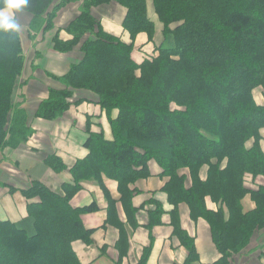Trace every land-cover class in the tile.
I'll use <instances>...</instances> for the list:
<instances>
[{
	"label": "trees",
	"instance_id": "1",
	"mask_svg": "<svg viewBox=\"0 0 264 264\" xmlns=\"http://www.w3.org/2000/svg\"><path fill=\"white\" fill-rule=\"evenodd\" d=\"M150 1L165 40L156 55L138 62L134 43L106 33L92 11L117 3L126 9L122 25L131 38L151 37ZM73 2L82 9L64 30L71 39L62 40L59 29L52 46L61 54L78 48L82 57L63 76L47 74L61 88L48 90L35 118L59 120L75 92L87 91L106 113L112 138L88 132V155L69 170L72 182L63 193L40 181L21 190L27 217L19 223L0 219V264H81L74 243H92L95 230L85 227L83 217L97 211L95 204L72 206L82 183L104 176L126 188L151 175V161L169 179V201L187 204L194 219L210 225L220 253L214 264L251 257L254 236L264 232V185L246 186L248 176L264 178V105L255 97L259 90L264 94V0H29L21 9L32 15L30 32L38 35L53 31L60 11ZM24 67L20 32L0 30V155L34 136L24 97H16L25 84ZM45 163L57 174L67 170L57 155ZM247 196L256 206L248 212ZM208 199L216 211L208 209ZM175 225L189 254L184 264H197L194 240ZM149 252L139 264H149Z\"/></svg>",
	"mask_w": 264,
	"mask_h": 264
},
{
	"label": "crops",
	"instance_id": "2",
	"mask_svg": "<svg viewBox=\"0 0 264 264\" xmlns=\"http://www.w3.org/2000/svg\"><path fill=\"white\" fill-rule=\"evenodd\" d=\"M81 9V3H70L60 11L55 21V29L38 35L30 32L32 15L22 9L15 13L14 19L20 25L18 31L25 54V67L20 80L25 84L18 89L16 97L17 101L22 100L19 97H24V107L34 136L26 145L17 150L6 149L0 155V164H3L2 161L10 162L6 163L8 165L0 175L6 177L8 171H18V175L23 176L26 182L23 187L15 186L18 191L12 194L2 187L7 184L0 181L2 220L19 223L27 217L28 202L21 194V189H24L27 183L40 181L54 192L63 193V185L72 182L69 170L78 160L88 155L84 147L88 132L103 131L107 139L112 138L106 113L97 104V97L87 91L75 92L71 101L73 105L59 120L51 122L35 118L40 103L48 99V90L61 88L60 84L50 79L47 74L63 76L82 57L78 48L71 53L61 54L54 51L52 46V39L59 29L63 30L60 35L62 40L71 39L64 30L79 16ZM147 11L154 23V35L150 37L142 33L134 39L123 29L126 9L122 6L111 3L94 8L92 12L102 23L106 33L120 38L124 43H134L133 58L141 62L146 57L156 55L165 40L164 26L155 13L152 1L148 2ZM255 97L258 104L264 105L262 91H257ZM116 115L114 113L113 117ZM92 119H96L97 123H93ZM260 135V145L264 151V129ZM48 155L59 156L67 170L56 174L45 163ZM149 170V177L139 179L126 188H120L116 181L104 176L82 183V189L71 202L72 206L85 207L95 204L97 211L83 217L85 227L95 230L92 243H74V250L81 264H139L144 251L148 249L149 264H184L189 254L176 234L175 224L194 240L199 254L197 264H214L220 259L208 222L202 218L194 219L187 204L182 203L176 207L169 201L164 190L169 179L161 175V169L155 161L149 163ZM181 174L186 175V186L190 187L192 182L188 171ZM201 178L205 180L206 169H203ZM260 185H264L262 177L255 181L251 178L249 184L246 182V186L252 190ZM243 206L246 212L256 207L250 196L244 199ZM207 207L214 211L218 209L209 199ZM254 238L250 244L251 250H255L252 248ZM239 259L236 258V262L231 264H237ZM248 259L241 257L240 261L247 264Z\"/></svg>",
	"mask_w": 264,
	"mask_h": 264
},
{
	"label": "rangeland",
	"instance_id": "3",
	"mask_svg": "<svg viewBox=\"0 0 264 264\" xmlns=\"http://www.w3.org/2000/svg\"><path fill=\"white\" fill-rule=\"evenodd\" d=\"M97 119L99 120L100 118H97ZM91 121L93 123H97L96 119H92ZM7 162L10 163L9 161H4V162L2 161L3 164H0V168H1L0 172L4 171L6 165H8V164H6ZM9 167H10V164H9ZM5 171H7V170H5ZM10 171L7 172L6 177L5 176L2 177V175H0V179H1L0 181L3 182L4 184H7L6 186L3 185L2 187H5L9 191H10V187L14 188V189L18 188V187L15 188V186H19V185H21V187H23L22 185H24V183L26 184L24 177L19 176L18 171H15V172H10ZM250 179H251V176H248V178L246 179V182L248 184L250 182ZM20 183H22V184H20ZM30 185H31V183L30 184L27 183V185H25L26 187L24 186L25 187L24 189H27ZM24 189H21V190H24ZM16 190H18V189H16ZM253 190H255V189H253ZM252 246H253L252 248H255V252H258V253L254 256L248 257L249 259L247 260L248 261L247 264H264V232L259 233L255 236ZM234 260H236V259H234ZM234 260H233V263L236 262V261L234 262ZM237 260H238V258H237ZM242 263L243 262L240 261V259H239L237 264H242Z\"/></svg>",
	"mask_w": 264,
	"mask_h": 264
},
{
	"label": "clouds",
	"instance_id": "4",
	"mask_svg": "<svg viewBox=\"0 0 264 264\" xmlns=\"http://www.w3.org/2000/svg\"><path fill=\"white\" fill-rule=\"evenodd\" d=\"M29 0H0V30L16 32L20 25L14 19L16 11L25 7Z\"/></svg>",
	"mask_w": 264,
	"mask_h": 264
}]
</instances>
